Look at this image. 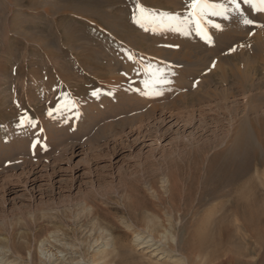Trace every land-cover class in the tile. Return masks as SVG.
<instances>
[{
    "label": "rangeland",
    "instance_id": "obj_1",
    "mask_svg": "<svg viewBox=\"0 0 264 264\" xmlns=\"http://www.w3.org/2000/svg\"><path fill=\"white\" fill-rule=\"evenodd\" d=\"M210 2L229 7L227 19L201 20L211 44L185 19L190 0H0V264H190L179 241L217 200L198 203L196 194L192 208L182 212L187 182L180 177L179 205L169 201L166 170L177 171L180 163L171 150L205 146L212 153L223 148L236 123L212 122L201 132L168 125L174 133L155 142L151 132L137 134L119 116L150 92L172 100L177 75L204 67L201 61L205 69L191 78L194 89L216 67L244 76L250 56L261 68L249 83L264 80V12L240 0L243 17L254 21L245 25L229 0ZM59 6L71 12L59 13ZM129 56L137 67L151 62L167 69L170 90L162 83L154 89L126 83ZM232 82L217 80L202 91L228 93L226 106L238 118L258 90ZM214 100L196 105L198 118L205 104L208 118L218 114ZM260 100L252 104L264 109ZM57 114L60 121L53 120ZM111 123L117 124L105 131ZM150 238L167 256H153V246L138 249Z\"/></svg>",
    "mask_w": 264,
    "mask_h": 264
},
{
    "label": "bare ground",
    "instance_id": "obj_2",
    "mask_svg": "<svg viewBox=\"0 0 264 264\" xmlns=\"http://www.w3.org/2000/svg\"><path fill=\"white\" fill-rule=\"evenodd\" d=\"M44 8L47 9L48 7ZM59 8L62 9L59 13L71 12L70 9H64L65 6H59ZM28 35L32 36L31 34ZM237 57L233 55L234 59H237ZM125 61L130 65L128 71L129 79H126V83L130 82L133 85L132 87L145 86L149 88L151 86L153 88L154 86L155 88L161 85V83H153L155 77H150L146 69H159L157 76L162 74L165 80H170L168 79L170 75H168L167 69L157 68V66L153 67L151 62H145L146 64L143 63L144 65L141 64V66L137 67V60L126 59ZM245 61L247 67L244 76L237 69L226 66L216 67L209 70L205 74V79L194 89L191 78L197 76L205 69V62L201 61L204 67L201 65L200 67H191L188 68L187 74H185L186 72H181V74L177 75V86H175V94L172 93V100H168V96L154 99L153 97L156 96H153L154 93L150 92L146 95L145 100L143 99L144 101L139 100L141 102L138 103V106L129 107L126 111H123L126 115L119 116V121L131 131L137 134L141 133L142 136L151 132L149 134L150 138L155 142L174 133L172 129L171 132L169 131L170 129L166 131L168 125L182 128L183 130L191 128L201 132L212 122L220 124L224 119H229V121L236 123L230 129V134L226 135V137L224 136L228 139L223 148H217L212 153L205 146H200L204 147L201 149L197 147L192 149L182 148L183 150H180L178 149L179 147H175L171 150L172 153H176V157L178 154V162L180 163L177 162L178 166L176 165L177 169H175L177 171L171 170V167L170 171H168L169 167L166 170L172 181L169 201L174 203V205H179L181 192L183 191L180 187V177L186 179L187 182L184 187V210L182 212L185 213V211H189L192 208L191 205L192 203L194 204L193 200H195L194 196H197L196 194H198V203L206 204L217 200L212 202L215 203L212 212L210 211L211 213L202 218L195 230L190 232L185 238H180L179 245L190 264H264V109H262V106L252 104L254 100H264V80H259L256 85L255 81L250 84L249 79L252 80L251 78H254V76L257 77L258 70L261 67L257 64V59H253L251 56L250 58L245 57ZM176 70L178 69H174L173 73L177 74L180 71L177 72ZM217 80L227 84L230 81H233L232 83L236 81L238 85L240 84L246 90L252 86L254 89L257 88L258 92L248 97L242 116L237 118L238 114L235 112V108L232 109L226 106L230 101L228 100L227 91H225L226 94L223 96H221L222 93L220 95L216 88L214 90L208 89V91L205 89V93L202 91V87L205 84H208V87L211 88ZM168 82L171 84L170 81ZM168 82L162 83L163 85L161 86H167L170 90ZM122 86L124 87L123 84ZM161 86L157 88H161ZM160 99L162 102H159L161 101ZM213 100L219 107L218 114L215 117L208 118L210 112L205 107L209 104H205L207 106H201L200 110L204 117L198 118V114L194 113V110H197L195 108L196 105ZM149 104H151L150 107L146 109ZM219 114L224 115V118L221 115L219 116ZM62 117V114H57L53 120L60 121ZM116 124L111 123L105 126L104 130L105 128L106 130H111ZM152 132L154 133L152 134ZM144 139V137L141 139L144 142L142 145L146 144ZM221 141L223 142L222 138L221 140L219 138L214 143L219 146ZM170 163L174 166L176 162L170 161ZM168 175L166 176L168 177ZM135 203L137 204V201ZM157 243L158 240L150 238L141 242L138 249L153 246L155 249L152 255H159V259H163L167 256L166 251L160 248L161 245ZM252 254L259 255V260L251 261L250 256Z\"/></svg>",
    "mask_w": 264,
    "mask_h": 264
},
{
    "label": "snow or ice",
    "instance_id": "obj_3",
    "mask_svg": "<svg viewBox=\"0 0 264 264\" xmlns=\"http://www.w3.org/2000/svg\"><path fill=\"white\" fill-rule=\"evenodd\" d=\"M242 3L245 5H250L252 9H255L260 12H264V0H242ZM229 4L233 6V10L237 13H240L243 18V23L245 25H251L254 23L252 19H248L243 17V13L241 11V2L240 0H229ZM138 8L141 12V17L147 19L149 17V13H147L146 9H143L142 6L138 5ZM229 7L223 3H211L210 0H190L189 4V12L188 16L185 19L188 23H194L196 25L197 34L201 36L207 43H212V38L208 35L206 29L202 27L201 20L206 17L207 15L212 16H220L224 17L225 19L228 18ZM168 19H176V17L169 16ZM139 22V21H138ZM217 30H222L220 24H213ZM231 51H235V49H231ZM129 59H132L129 56ZM212 67H215V62H213ZM150 77H155L153 83H167L168 81L163 78V75L157 76L159 69L150 70L146 69ZM147 86V82H146ZM94 95L96 93H93ZM26 121L22 117L21 123L24 124Z\"/></svg>",
    "mask_w": 264,
    "mask_h": 264
}]
</instances>
